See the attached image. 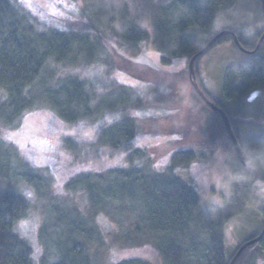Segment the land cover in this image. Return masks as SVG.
<instances>
[{
	"label": "trees",
	"instance_id": "obj_1",
	"mask_svg": "<svg viewBox=\"0 0 264 264\" xmlns=\"http://www.w3.org/2000/svg\"><path fill=\"white\" fill-rule=\"evenodd\" d=\"M147 1L153 3L154 0ZM238 1L172 0L159 7L153 3L147 13L150 23L147 25L131 18L128 6L117 9L114 5L99 6L92 3L90 6L79 7L73 2L55 0L51 1V10L33 2L29 4L31 7L20 5V9L13 0H0V125L16 127L27 115L40 110L42 105L52 108L58 118L71 125H79L85 119L94 118L93 122L99 126L97 118H103L104 113L107 118L111 117V123L108 121L107 125L101 124L98 127L101 136L97 139L99 142L95 143L96 147L91 150L92 153L84 156L83 160L78 159L77 164L74 163L78 165L82 162L86 165L90 156L92 159L106 157L107 170L93 172L85 168L71 175L65 182L67 193L81 190L83 186L86 195L90 196L92 208L85 219L77 217L80 212H76V209L55 205L56 200H61L51 192L50 183L55 174H52L50 181L46 180L45 174L44 178H37L32 173L24 175L26 185L29 186L24 191L43 196V200L48 201V204H43L46 219L38 236L40 246L49 253V247L56 237L60 243V260L50 263L47 253L42 264H93L89 254L81 253L80 246L86 247L85 243L94 236L100 238L98 227L93 226L92 222L96 217L105 215L109 225L113 215L103 201L119 199V196L121 200L124 198L129 201L133 208L141 203L144 216L131 230L132 235L136 236L133 239L153 242L165 264L230 263L239 246L232 255L228 253L225 248V226L231 219L245 212L253 187L252 172L240 164L242 172L232 184L230 200L221 207L203 202L193 185L177 175V171L188 168V165L190 167L197 158L192 148L174 149L178 146V139L168 143L170 156L162 169H153L146 162L143 163L148 159L147 153L137 149L136 145L138 141L149 139L152 135L140 128L134 115L144 106L141 96L147 97V93L131 85L125 86L118 78L114 79L116 74L136 77L141 66L134 57L131 58L116 46L107 33H112L114 40L120 43L139 46L150 38L148 31L152 28L153 45L160 52L164 65L182 58L188 59L189 64L190 59L208 41L224 31H214L215 20L220 12L232 8ZM228 30L237 35L246 50L254 47L256 38L250 39L253 44H248L241 34L252 32L251 29ZM232 40V36L226 35L213 47L225 42L235 46ZM98 46L103 51L101 54H95ZM205 54L195 62L201 88L204 86L200 78L199 62ZM82 56L85 62L92 59L101 61L104 72L101 71L100 80L95 81L98 90L96 86L92 89L91 85H86L73 74L59 78L57 73L47 72L51 60L64 63L78 60ZM144 60L150 61L147 57ZM253 89H264V61L247 58L241 64L227 68L222 92L226 101L235 102L238 96H246ZM205 91L213 104L228 115L247 164L260 172V181L264 183V133L242 135L228 107ZM192 93L190 104L197 106L195 101L201 103V98L193 88ZM158 95L155 101H159ZM148 103L146 107L152 105ZM213 114L222 121L217 134L211 131L213 126L209 116L200 112L197 119L191 115L195 119L192 123L178 125L173 136H189L190 130H195L203 119L205 124H209L206 126L208 135L217 138L218 135L227 134L221 116L216 112ZM228 143L233 147L231 140ZM63 144L69 152H78L74 138L64 139ZM5 157L6 150L0 145V264H34V248L15 228L30 214L31 202L26 195L11 190L17 175L14 177L10 160H4ZM138 159L144 166H134ZM123 161L128 164L127 167L122 166ZM262 211L264 218V207ZM129 239L126 237L124 240L127 245L131 242ZM260 244L264 248V237ZM130 245H134L133 241ZM246 253L240 256L236 264L241 263ZM115 264L149 263L142 259H127Z\"/></svg>",
	"mask_w": 264,
	"mask_h": 264
},
{
	"label": "rangeland",
	"instance_id": "obj_2",
	"mask_svg": "<svg viewBox=\"0 0 264 264\" xmlns=\"http://www.w3.org/2000/svg\"><path fill=\"white\" fill-rule=\"evenodd\" d=\"M13 1L20 9V5L28 7L33 2L44 9L51 10V1L55 0H24L23 3L21 0ZM66 1L78 4L79 7L90 6L92 3L99 6L100 4L114 5L117 9L120 6H128L131 11V18L134 17L140 23L144 22V24L148 25L150 23L147 13L152 9L153 3H155V7H159L168 4L172 0H154L153 3L147 0ZM261 6V0H239L232 8L220 12L215 20L214 31H225L228 28L237 30L252 29L256 25V20L258 21L257 18H259L258 15ZM153 31L152 28L148 31L150 38L147 41H143L139 46L120 43L116 39L114 40L112 33H107L116 46L121 48L131 58L134 57L141 66L136 77H125L121 74L114 76V79L118 78L125 86L131 85L147 93V97L141 96L144 106L138 110V115H133L136 117V122L140 128L152 136L149 139L138 141L136 147L137 149L146 151L148 159L143 161V163L146 162L153 169H162L166 165L170 156L168 153L170 152L168 143L172 139H178V146L174 149L182 147L185 149H194L197 154L196 160L190 167L188 165V168H182L176 173L182 180L193 185L203 202L222 207L229 202L232 184H234L238 174L242 172L240 161L236 154H234L233 147L228 143V132L225 135L221 134L217 138H213L212 134L208 135L206 133L209 131L206 129V126L209 124H205L204 119L196 125L195 130H190L189 136H173L172 133L179 128L178 125L192 123V120L195 121L200 112L205 113V116H209L210 124L213 126L211 130L213 134L219 132V124L222 126V121L213 114L215 111L202 99L201 103L195 101L197 106L190 104V99L193 98V87L190 84V74H188V59H176L172 60L168 65H164L161 62L160 52L153 45ZM102 52L99 46L95 50V54H101ZM144 57L149 58L150 61H143ZM84 58L82 56L78 60H69L64 63H57V61L51 60V63L48 64L47 72L57 73L59 78L60 76L65 77L73 74L86 83V85H91L92 89H94V86L97 89L98 86L95 81L100 80L101 71L104 72V69L101 67V61L92 59L85 62ZM244 60L246 58L241 51H238L231 43L225 42L213 47L199 62L200 78L205 89L211 96L225 104L228 107L229 113L233 116L237 112L243 115L251 113L245 103L242 105L243 103L241 102L234 103L226 101L222 93L227 68L232 65L241 64ZM203 91L205 90L203 89ZM257 94L261 95L260 100H264V94L261 91ZM156 95H158L159 101L154 100L157 97ZM148 102H151L152 105L146 107L149 104ZM103 115V118L96 119L100 121L99 126L93 122L95 120L94 118L85 119L79 125H71L66 124L65 121L63 122L58 118L52 108L47 105H42L40 110L27 115L16 127L12 128L6 127L3 124L0 125V145L6 150L4 160H10L14 177L17 175L15 184L12 185L11 190H16V192L26 195L31 202L32 210L30 214L28 213L29 215L21 220L15 228L16 232L29 241L30 245L34 248L32 256L34 264H42L43 259H45L48 253L44 251L38 241L39 232L46 219L43 204H48V201L43 200V196L28 195L27 193L30 192L24 191L29 187L26 185L27 181L24 175L32 173L37 178H44L46 175V180L50 181L53 177L52 174H55V181L54 178L52 180L54 183H50L52 184L51 192L61 198V200L59 199L54 202L55 205L61 204L65 208L76 209V212H80L77 217L85 219L88 211L92 208L90 205L92 202L90 196L86 195L87 193L84 192L83 186L81 190L77 189L78 191L74 190L67 193L65 182L68 181L71 175L84 171L85 168H90V171L93 172L107 170L106 157L92 159L90 156L88 164L85 165L81 162L84 156L87 157L90 155V152L92 153L91 150L96 147L95 143L99 142L97 139L100 138L101 131L98 129L101 124L107 125V122L111 120V117L107 118L106 113ZM236 121L239 126L242 124V121L238 118H236ZM239 128L240 133L246 136L253 133H264V126L261 129H253L248 126H241ZM90 131L92 132L91 138L85 135V133ZM10 133L18 134L16 140L19 143L4 139ZM67 138H74L77 141L78 152L76 154L69 152L70 150L67 148L65 149L63 141ZM21 145L23 146L21 147ZM78 159H82L79 161L81 163L74 165V163L77 164L76 161ZM134 163V166L138 168L144 166L143 163L139 162V159ZM112 165L114 166V164ZM122 166L127 167L128 164L123 161ZM259 173H257L259 175L258 184L263 185L264 183H261ZM252 175L253 187L250 194L251 198L245 212L231 219L225 226V248L231 255L237 249V246L240 248L244 243L246 244V242L250 241L248 239L254 235L258 237L264 227V218L262 215L264 188H255L253 184L254 174ZM43 183L45 185L46 181ZM46 187L45 189H47ZM66 193L67 195L63 197ZM120 197L119 199L109 201L105 199L103 201L108 206V211L113 215V220L109 222V225H107V216L105 217V215L100 218L96 217L94 219L95 221L93 220V226L98 227L100 238L94 236L91 241L85 243L86 247L80 246L81 253L83 255L89 254L93 264H115L127 259H142L149 264H165L161 253L153 242L147 243L143 239L142 242L133 239L136 236L132 235L131 230H134L136 223L144 216V208L141 206V203H137L135 208H133L129 201L124 198L121 200ZM93 212L91 211L90 213L94 214ZM53 217L55 216L53 215ZM22 224L24 225L23 228H21ZM258 232L259 234L256 235ZM126 237L128 239L132 237L129 239L131 240L129 245L125 243L127 241L124 242ZM143 238L147 239V237ZM132 241L134 245H130ZM260 242L246 249L247 253L240 264H264V248L260 246ZM58 244L60 243L58 237H56L55 242L49 247L50 252L47 254L50 263L58 262L61 258V249Z\"/></svg>",
	"mask_w": 264,
	"mask_h": 264
},
{
	"label": "flooded vegetation",
	"instance_id": "obj_3",
	"mask_svg": "<svg viewBox=\"0 0 264 264\" xmlns=\"http://www.w3.org/2000/svg\"><path fill=\"white\" fill-rule=\"evenodd\" d=\"M258 16H259V18H257V19L260 22H258L256 20V25L251 29L252 32L241 33L244 36V40L248 44H253V41H251L250 39L256 38L255 39L256 40L255 45L252 49L246 50L244 47H243V49L239 48V46L236 43V40L238 41L237 35L231 30L226 29L225 31L231 32L230 34H227V35H230L233 37L234 40H232V41H234V43H235L234 47H236L238 49V51H241L245 55L246 59L248 58V59H254V60H258V61H264V39L260 45V48L257 49V45L264 35V9L262 6H261L260 13ZM238 43L240 44L239 41H238ZM255 49H257L256 52H254ZM204 88H202V90ZM204 90H206V89H204ZM260 91L264 94V89H259V90L253 89L246 96H243V97L238 96L237 99H235L234 103H240L241 102V103H243L242 105H244V103H245L247 108L250 109L249 112H251L248 115H243L239 112H237L236 115H234V118H238L239 120L242 121L241 122L242 124L239 126L237 124V121L235 120L236 125H238L239 127L243 126V124H244V126L246 125V126L251 127L253 129H261V127L264 126V100H260L259 98H261V95L257 94ZM204 92L206 93V91H204ZM227 139L230 140V137L227 136ZM233 149H234V147H233Z\"/></svg>",
	"mask_w": 264,
	"mask_h": 264
},
{
	"label": "water",
	"instance_id": "obj_4",
	"mask_svg": "<svg viewBox=\"0 0 264 264\" xmlns=\"http://www.w3.org/2000/svg\"><path fill=\"white\" fill-rule=\"evenodd\" d=\"M261 3H262V7L264 9V0H261ZM230 33H231L230 31L219 32L210 41H208L209 43L203 49H201V51L197 52V54L190 59L189 64H188V68H189L188 74H190V79H191L190 84H192L193 89L196 91V93L199 95V97L209 107H211L216 113H218L221 116V118L223 119V124L226 127V130L228 132V136L230 137V140L232 142L231 144H233V146H234L235 152L237 154V157H238L240 163L243 166H245L247 169H249L252 172V174H254L253 184H254L255 188H264V184L263 185L258 184L259 183V175L257 174L258 172L247 164L248 162L245 158V155L243 154V150H242L240 144H238L239 142L236 138V135L234 133V130L232 128L231 123H229L230 119H229L228 115L226 114V112L223 109H221L220 107L213 104V102L210 101L208 96L206 94H204L205 92L200 87V84H198L199 81H198V78L196 75V63L195 62H197V59L200 56H203L205 54V52L207 53V51H209L222 37H224ZM263 39H264V35H263L262 39L260 40V42L258 43L257 49L260 48V45H261ZM236 43L239 46V48L243 49V47L238 43L237 40H236ZM257 49H255L254 52H256ZM263 237H264V227H263L260 235H258V237L254 238V239L246 242V244L244 243L242 246H240L237 253L231 259L229 264H236V262L238 261L240 256L246 251V249L248 247L260 242L263 239Z\"/></svg>",
	"mask_w": 264,
	"mask_h": 264
},
{
	"label": "snow or ice",
	"instance_id": "obj_5",
	"mask_svg": "<svg viewBox=\"0 0 264 264\" xmlns=\"http://www.w3.org/2000/svg\"><path fill=\"white\" fill-rule=\"evenodd\" d=\"M21 2L23 3L24 2V0H21ZM29 7H31V5H29ZM109 123H111V120H109ZM18 134H16V133H10V134H7L5 137H4V139H6V140H8V141H15L16 143H19V141L18 140H16V136H17ZM85 135L86 136H88L89 138H91V135H92V132L90 131V132H88V133H85ZM23 145H21V147H22ZM29 195H31L30 193H29ZM24 227V225L22 224L21 225V228H23Z\"/></svg>",
	"mask_w": 264,
	"mask_h": 264
}]
</instances>
